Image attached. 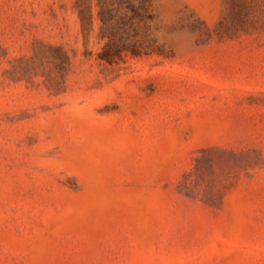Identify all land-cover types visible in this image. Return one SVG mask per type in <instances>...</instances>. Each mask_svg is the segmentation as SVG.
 I'll return each instance as SVG.
<instances>
[{
	"label": "rangeland",
	"instance_id": "374dc122",
	"mask_svg": "<svg viewBox=\"0 0 264 264\" xmlns=\"http://www.w3.org/2000/svg\"><path fill=\"white\" fill-rule=\"evenodd\" d=\"M0 264H264V0H0Z\"/></svg>",
	"mask_w": 264,
	"mask_h": 264
}]
</instances>
